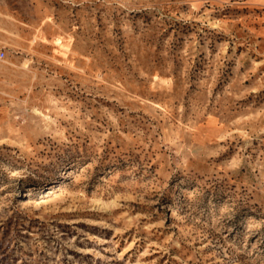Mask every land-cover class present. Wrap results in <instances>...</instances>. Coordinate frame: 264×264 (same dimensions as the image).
Instances as JSON below:
<instances>
[{
  "label": "rangeland",
  "instance_id": "obj_1",
  "mask_svg": "<svg viewBox=\"0 0 264 264\" xmlns=\"http://www.w3.org/2000/svg\"><path fill=\"white\" fill-rule=\"evenodd\" d=\"M0 264H264V0H0Z\"/></svg>",
  "mask_w": 264,
  "mask_h": 264
},
{
  "label": "built area",
  "instance_id": "obj_2",
  "mask_svg": "<svg viewBox=\"0 0 264 264\" xmlns=\"http://www.w3.org/2000/svg\"><path fill=\"white\" fill-rule=\"evenodd\" d=\"M3 54H4V53H3V51H0V57H2V56H3Z\"/></svg>",
  "mask_w": 264,
  "mask_h": 264
}]
</instances>
